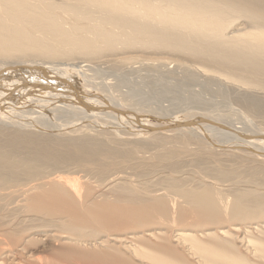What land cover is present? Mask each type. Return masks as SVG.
Returning a JSON list of instances; mask_svg holds the SVG:
<instances>
[{
  "label": "bare ground",
  "instance_id": "6f19581e",
  "mask_svg": "<svg viewBox=\"0 0 264 264\" xmlns=\"http://www.w3.org/2000/svg\"><path fill=\"white\" fill-rule=\"evenodd\" d=\"M139 61L157 73L123 75ZM101 64L122 73L91 86ZM192 84L236 98L250 125L141 109L210 108ZM255 116L264 0H0V264H264Z\"/></svg>",
  "mask_w": 264,
  "mask_h": 264
},
{
  "label": "rangeland",
  "instance_id": "374dc122",
  "mask_svg": "<svg viewBox=\"0 0 264 264\" xmlns=\"http://www.w3.org/2000/svg\"><path fill=\"white\" fill-rule=\"evenodd\" d=\"M146 57L148 56H150V55H145ZM167 57H169V56H167ZM171 59V60H170ZM172 59L174 60V62H175V64H174V62H171L172 61ZM155 59H153V60H151V61H154ZM167 60H170L169 62L167 61V67H169L170 69H173L174 68V70H175V68H177V66H176V61H175V59L174 58H167ZM143 61H147V63H150V60H149V62H148V60H143ZM143 61H139V62H134V63H131L130 65H129V67H126L127 69L128 68H130V66L132 67V69L130 70V71H126V70H124V71H122V68L120 67L119 68V70H114V69H116V68H114V69H110V68H108L107 67V65H105V64H101V65H99L100 66V71L99 70H97V69H95V71L96 72H94L93 70L91 71L90 70V68L88 67V66H86L87 68H85V69H87L86 70V73H89L91 76H92V79L93 80H91V82H93L92 84H91V86H94L95 84H96V86L98 85V84H101V82H102V85H103V83L106 81V82H110L111 84L113 83H115L118 79H116L115 80V76H116V74L117 73H122V72H126V73H124L123 75L124 76H126L127 78H129V79H131L132 81H137V80H139L140 79V76H144L146 73H149V74H156L157 72L155 71V68H153V67H145V66H143L144 64L143 63H145V62H143ZM141 62H142V64H141ZM154 62H158V61H154ZM52 63H54V62H52ZM42 64V66L38 63L37 64V67H39V68H37V70H40V71H43V70H45V71H49V70H52L54 67H50V65L48 66L47 64H44V63H41ZM44 64V65H43ZM172 65V66H171ZM45 66V67H44ZM49 68H48V67ZM103 66V67H102ZM175 66V67H174ZM44 67V68H43ZM167 67H166V69H167ZM42 68V69H41ZM104 68H106V69H104ZM108 68V69H107ZM125 68V69H126ZM168 68V69H169ZM104 72H103V71ZM64 72H63V75L64 74H66V73H68L69 71L67 70V69H64L63 70ZM89 71V72H88ZM122 71V72H121ZM66 72V73H65ZM92 72H94V73H92ZM116 73V74H114V73ZM50 74L52 73V71L51 72H49ZM96 73V74H95ZM98 73V74H97ZM100 73V74H99ZM112 74H114V75H112ZM89 75V76H90ZM98 75V76H97ZM90 76V77H91ZM102 76V77H101ZM115 78H114V77ZM101 78V79H100ZM94 79H97V80H94ZM99 79V80H98ZM115 80V81H114ZM96 81H97V83H96ZM98 81H101L100 83L98 82ZM101 85V86H102ZM101 86H99V87H101ZM98 87V86H97ZM114 88V87H113ZM122 89V87H120L119 89H115V90H121ZM198 90V91H201V93H203L202 95H203V98L204 97H206V98H204V99H207V101L209 100H211V105H210V108H199V107H197V106H195V105H192V104H184V105H182V106H184V107H182V106H176V105H173V101L171 100V101H169V99L168 98H165V99H161V101L162 102H156V104L154 103L153 104V102H151L152 103V105L150 104V107L148 106V104H149V102L150 101H142V103L144 102L145 104H140V102H139V105H141V109H143V110H146L148 113H155L154 112V110H157V109H159V108H163V109H165V111H167V113H170V112H172V113H170V114H173V115H178L179 114V112L180 113H182V111L184 112V113H186L187 111L188 112H192V111H202V112H216V113H225V112H227V113H225L226 115H229L230 116V114H228V113H232V116H233V118L234 119H232V116L230 117L231 119H232V121L234 122V123H236L238 126H241L244 122V118H246L247 120L245 121V122H249V123H251L252 122V116L251 115H249V116H246V115H248V114H245L246 112H244V111H242L243 109H242V107H241V105H239V104H237L238 102L236 101V98H233L232 96H230V97H227V98H225V97H222V96H220V95H216V93L215 94H213L212 92H209V91H205V90H202L201 89V87L199 86V85H197V84H192V85H190V86H182V90L183 91H185L186 93L187 92H189V91H192V90ZM123 90H126V88L125 87H123ZM114 91V90H113ZM116 91V93L118 94V96H119V93H121L122 92V90L118 93ZM205 93H204V92ZM115 93V94H116ZM123 93V92H122ZM121 93V94H122ZM116 94V95H117ZM120 94V95H121ZM213 94V95H212ZM120 97V96H119ZM165 100V101H164ZM168 101V102H167ZM161 105V106H159V105ZM153 105H155L157 108H152V106ZM186 105V106H185ZM188 105V106H187ZM132 107H136V106H134V105H131ZM145 106V107H144ZM154 106V107H155ZM174 106V107H173ZM139 107V106H138ZM149 107V108H148ZM179 107V108H178ZM181 107V108H180ZM237 107V108H236ZM239 107H241L240 109L241 110H239ZM7 108V107H6ZM140 108V107H139ZM145 108V109H144ZM169 108V109H168ZM8 109V108H7ZM6 109V110H7ZM151 109V111H149ZM154 109V110H153ZM177 109H179V110H177ZM222 109V110H221ZM175 110V111H174ZM218 110H221L220 112L218 111ZM233 112H232V111ZM239 110V111H238ZM186 111V112H185ZM229 111V112H228ZM231 111V112H230ZM243 112V114L241 113V112ZM176 112V113H175ZM240 114H239V113ZM184 113H182V114H184ZM221 113V114H222ZM155 114H157V113H155ZM238 115V116H237ZM246 116V117H242L241 118V116ZM251 116V117H250ZM236 117H237V119H236ZM248 117V118H247ZM256 117V116H255ZM254 117V118H255ZM240 118V119H239ZM251 118V119H250ZM261 117H256L254 120H256V126L254 125L255 123H252L251 124V126L252 125H254L256 128L254 129V128H252L251 126V129L252 130H257V129H262L263 130V128H264V120H263V118H261ZM243 119V121H241ZM248 119H250V120H248ZM258 119V120H257ZM231 121V122H232ZM260 121V122H259ZM239 122H242V123H239ZM247 122V123H248ZM254 122V121H253ZM248 123V124H249ZM258 123V124H257ZM250 125V124H249ZM253 126V127H254ZM196 146V145H195ZM146 155V158L148 159V160H150V158H152V153H145ZM151 154V155H150ZM142 155H144V154H142ZM150 155V156H149ZM147 156H149V157H147ZM146 159V160H147ZM154 159V158H153ZM153 159H151L152 160V162H153ZM151 160H150V162H151ZM182 161V160H181ZM130 171V170H129ZM81 180V179H80ZM82 181V180H81ZM83 182V181H82ZM161 194H164V193H161ZM160 195V194H159ZM41 233V232H40ZM39 233V234H40ZM38 234V235H39ZM44 234V233H43ZM37 236V235H36ZM31 246H32V249L34 250L33 252H39V254L40 255H44L43 253H49L50 252V241H49V239H43V238H41L40 236L39 237H37V240L35 239V241L34 242H32L31 243ZM49 247V248H48ZM48 248V249H47ZM51 263L52 264H66L63 260H62V258H59V256H57V255H54L53 256V258H52V260H51Z\"/></svg>",
  "mask_w": 264,
  "mask_h": 264
},
{
  "label": "water",
  "instance_id": "95a60500",
  "mask_svg": "<svg viewBox=\"0 0 264 264\" xmlns=\"http://www.w3.org/2000/svg\"><path fill=\"white\" fill-rule=\"evenodd\" d=\"M198 122L211 123L210 121L204 120V119H200L198 121L190 120V121H186V122H177L173 126H171L170 128L171 129H176V128H182V127H192V126L197 125ZM158 129L161 130V129H167V128H152V127L150 128V130H152V131H155V130H158ZM262 138H264V137L262 136Z\"/></svg>",
  "mask_w": 264,
  "mask_h": 264
}]
</instances>
